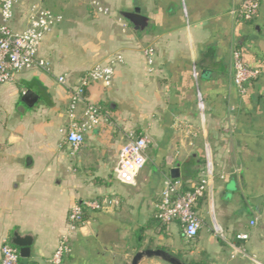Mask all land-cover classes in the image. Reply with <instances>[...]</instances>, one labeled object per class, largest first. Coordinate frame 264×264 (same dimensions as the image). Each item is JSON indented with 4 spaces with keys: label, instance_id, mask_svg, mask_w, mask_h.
I'll use <instances>...</instances> for the list:
<instances>
[{
    "label": "crops",
    "instance_id": "crops-1",
    "mask_svg": "<svg viewBox=\"0 0 264 264\" xmlns=\"http://www.w3.org/2000/svg\"><path fill=\"white\" fill-rule=\"evenodd\" d=\"M90 1L20 0L14 7L15 31L25 27L34 3L61 20L38 49L49 70L32 66L0 84V245L3 237L12 243L14 233L30 237V253L20 264H54L49 259L71 205L117 198L116 206L84 213L60 264H129L150 241L149 248L188 264H251L249 256L264 264V0L251 21L232 13L242 0H99L109 14L93 11ZM134 9L147 18L142 30L121 15ZM148 46L151 65L143 54ZM235 46L258 70L244 94L232 78ZM118 54L111 84L84 90L77 118L87 102L99 105L101 115L72 153L64 139L69 86ZM63 74L68 86L57 81ZM27 91L36 97L30 106L21 100ZM131 130L149 138L151 165L133 185L113 176ZM207 151L215 175L197 204L201 227L188 240L178 221L157 224L155 205L170 168H179L188 189ZM147 223L138 240L137 230ZM232 244L246 255L232 257ZM139 264L168 263L151 257Z\"/></svg>",
    "mask_w": 264,
    "mask_h": 264
},
{
    "label": "built area",
    "instance_id": "built-area-1",
    "mask_svg": "<svg viewBox=\"0 0 264 264\" xmlns=\"http://www.w3.org/2000/svg\"><path fill=\"white\" fill-rule=\"evenodd\" d=\"M20 0H0V84L13 79L22 70L38 66L49 70V62L38 56L39 46L44 36L61 20V16L53 13L38 3L30 6L26 25L20 31L10 27L13 19L15 5ZM90 7L93 11L109 14L110 10L99 0H91ZM259 9V0H242L239 7L232 10L239 20L251 21L255 18ZM123 27L126 23H122ZM232 78L233 83L240 94L247 91L248 84L256 78L258 70L249 67L242 59L238 47L231 49ZM154 49L151 46L143 49L146 63L153 62ZM122 61L121 54L114 56L109 61L97 62L86 70L74 86H69V103L67 106L68 124L64 129V139L75 152L84 141V134L92 126L98 124L101 107L95 103L87 102L81 111V119L77 118V108L83 102L84 90L91 83H100L109 86L114 73V65ZM58 83L68 86L66 75L57 77ZM149 138L135 131H128L125 143L120 147L117 161L113 167L115 179L126 184H135L138 172L144 167L147 160V148ZM215 175L214 166L209 151L205 154V162L200 170L196 182L188 189L183 188L179 178L167 175L163 179L160 198L155 205L154 217L163 224L178 221L185 239L194 238L202 221L197 213V204L207 192V189ZM119 204L117 198H92L81 202H75L68 210L66 220V231L59 237L57 245L50 256L54 264L62 263V259L70 251V238L73 233L81 227L84 222V213L87 210L100 211L107 205ZM255 221L251 220L250 224ZM246 239L247 234L238 235ZM0 264H20L19 249L11 243L8 237L1 239ZM237 254L246 255L244 248L231 245V256ZM251 264H263L254 256H249Z\"/></svg>",
    "mask_w": 264,
    "mask_h": 264
},
{
    "label": "water",
    "instance_id": "water-1",
    "mask_svg": "<svg viewBox=\"0 0 264 264\" xmlns=\"http://www.w3.org/2000/svg\"><path fill=\"white\" fill-rule=\"evenodd\" d=\"M121 15L128 19L135 30H142L147 24V18H145L144 15H142L139 11V9H134L132 11H122ZM35 95L31 93L30 91H27L25 94L22 95L21 100L26 103L27 105H32L35 101ZM170 176L172 178H178L180 175L179 168L178 167H172L170 168ZM30 237L27 236H21L17 233H14L12 238V244L19 248L20 256L26 257L30 253ZM151 257H158L161 260L165 261L168 264H188L180 258L165 249L162 248H142L138 249L132 256L129 264H139V262L143 258H151Z\"/></svg>",
    "mask_w": 264,
    "mask_h": 264
},
{
    "label": "trees",
    "instance_id": "trees-1",
    "mask_svg": "<svg viewBox=\"0 0 264 264\" xmlns=\"http://www.w3.org/2000/svg\"><path fill=\"white\" fill-rule=\"evenodd\" d=\"M154 219H155V221L157 222V224L158 225H160V227L162 228L163 226H164V224L163 223H161V222H159L155 217H154ZM150 225L151 224H149V223H147L146 224V226H144V227H140L138 230H137V233H138V240H142V237H141V235L139 236V233H143V231L145 230V228H147V227H150ZM151 245H152V242L150 241V242H148L147 244H146V247H151ZM156 248H159V247H156ZM180 259H181V256H179V255H177ZM189 264H192V263H189Z\"/></svg>",
    "mask_w": 264,
    "mask_h": 264
},
{
    "label": "rangeland",
    "instance_id": "rangeland-1",
    "mask_svg": "<svg viewBox=\"0 0 264 264\" xmlns=\"http://www.w3.org/2000/svg\"><path fill=\"white\" fill-rule=\"evenodd\" d=\"M151 167V165H150V163H149V161L145 164V166H144V170L145 169H148L149 170V168Z\"/></svg>",
    "mask_w": 264,
    "mask_h": 264
}]
</instances>
